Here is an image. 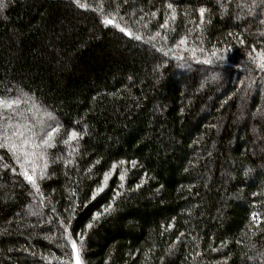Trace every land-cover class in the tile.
<instances>
[{
  "label": "trees",
  "instance_id": "16d2710c",
  "mask_svg": "<svg viewBox=\"0 0 264 264\" xmlns=\"http://www.w3.org/2000/svg\"><path fill=\"white\" fill-rule=\"evenodd\" d=\"M262 54L264 0H0V264H264Z\"/></svg>",
  "mask_w": 264,
  "mask_h": 264
},
{
  "label": "snow or ice",
  "instance_id": "6c2138e0",
  "mask_svg": "<svg viewBox=\"0 0 264 264\" xmlns=\"http://www.w3.org/2000/svg\"><path fill=\"white\" fill-rule=\"evenodd\" d=\"M202 13H203V9H201V14H202ZM106 23H112V21H111V20H107ZM120 30H121V31H124L125 34H127V35H131L130 32H127V31H126L125 29H123V28H121ZM137 39H139V37H137ZM181 42L183 43V41H181ZM261 60H264V54L261 55ZM258 66H259L260 68L264 69V62L259 63ZM0 103L5 104V106H7V107H11V106H12V102L0 101ZM53 131H54V130H53ZM51 135H52L51 132H48V133H47V136H48L49 138L51 137ZM75 135H76L75 133H72V134L70 135V138H71V137H74ZM43 143L47 144V143H48V139H44ZM13 147H14V146H13ZM26 175H27V174H26ZM27 179L31 181L32 177H31V176H27ZM75 251H76V245H75V243H73V252L75 253ZM76 264H80L78 258H77V262H76Z\"/></svg>",
  "mask_w": 264,
  "mask_h": 264
},
{
  "label": "rangeland",
  "instance_id": "374dc122",
  "mask_svg": "<svg viewBox=\"0 0 264 264\" xmlns=\"http://www.w3.org/2000/svg\"><path fill=\"white\" fill-rule=\"evenodd\" d=\"M31 168H32L33 171H34V169H35V163L32 164V167H31Z\"/></svg>",
  "mask_w": 264,
  "mask_h": 264
}]
</instances>
